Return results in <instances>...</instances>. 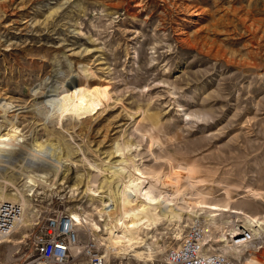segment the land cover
Returning <instances> with one entry per match:
<instances>
[{
  "label": "rangeland",
  "instance_id": "1",
  "mask_svg": "<svg viewBox=\"0 0 264 264\" xmlns=\"http://www.w3.org/2000/svg\"><path fill=\"white\" fill-rule=\"evenodd\" d=\"M183 4L199 13L190 16ZM182 31L195 47L180 42ZM56 89L80 102L82 120L50 119L45 95ZM0 129L24 132L52 152L72 150L64 183L28 196L32 229L16 237L17 247L0 246V264L30 256L49 217L91 212L87 180L98 188L103 176L114 181L100 194L103 204L134 178L138 194L113 211L117 218L133 205L136 220L151 216L139 204L161 190L176 207L202 192L264 216V0H0ZM10 174L24 188L25 176ZM154 216L149 229L143 221L131 234L132 247L105 253L122 264H166L190 226L180 215ZM224 220L220 240L234 246L229 231L240 222ZM254 243L264 264L261 238Z\"/></svg>",
  "mask_w": 264,
  "mask_h": 264
},
{
  "label": "bare ground",
  "instance_id": "2",
  "mask_svg": "<svg viewBox=\"0 0 264 264\" xmlns=\"http://www.w3.org/2000/svg\"><path fill=\"white\" fill-rule=\"evenodd\" d=\"M183 7H185V9H187L188 11L191 10L189 12L190 16L194 14L196 15V11H198L196 8H189V6H186L185 4L182 5V8ZM194 21L195 19L193 18L190 19L188 23L191 25V23H194ZM186 33L187 32L185 31L179 33L180 42L188 46L195 47V45H193L192 43V39L188 36H185ZM50 93L51 94L49 95H45L49 98L48 105L52 106V109L49 110L50 119H58L66 124H74L78 117L80 118V115L82 113L80 102L78 103L71 97H65L63 94L59 93V90L57 89L53 94L51 91ZM10 130L11 129L6 131V133H2L0 129V196L3 200L18 204L22 209V217L19 219V221H17L14 231L9 236L0 241V246L6 245L8 248H15L18 244L16 237L18 235L23 237V234L27 229H32V217L30 215L32 211V205L28 199V196H30L31 192L38 185L50 188L56 187L59 181L62 182H60L59 185H62L64 183L62 180V178H64L65 180L64 166L68 165L70 159L69 157H71L72 154L70 152L72 150L70 149V146V148L66 147L69 153L66 154L64 152L66 154L65 155L63 153V150L57 147V150L55 152H52L49 144H43L41 142L40 144H36L34 140L30 142V136L26 135V133ZM45 130L47 129L45 128ZM61 135H64V133ZM19 159H22L21 167H19V165H16L15 167L11 166V164H16ZM9 167L11 168L10 170L15 174H19V176H25L24 188H16L14 175L10 174V170L7 171ZM95 175L96 173L94 174V176ZM102 176L103 175H101L100 177ZM83 177L85 176L81 175L79 179L82 183L83 181H86ZM129 177L131 178L132 176ZM129 181L131 184H128L130 185L128 189L124 186H118L115 190H110L111 195L108 196V199L106 198L107 203L103 204L104 200H102L100 194H102V191L106 189H111V185L114 182L113 176H103V180L100 181L97 185L98 188H95V186L93 187L89 183L90 181L87 180V187L84 190V194L88 195L90 208H92V211L90 210L91 212L87 213V211L84 209L82 210L81 214L73 213L70 215L75 222L80 242L83 241L85 237L87 239L88 236L90 241H95L102 249L103 247H107L109 253H114L116 249H124L125 251V249L132 247V241L136 236L133 238L131 234L135 233V229L143 221H147L145 225L149 229L153 224L152 220L155 217V214H160L165 219H169L170 217L175 218L180 215V219L183 220V223H187L188 226H191L194 218H201L200 221H197L200 223L203 229V241L207 245L206 250L208 252L225 255L231 261H234V264H260L258 262L257 256V254L260 253L259 249H257L259 244H256L254 242L259 240L260 237L262 243L264 244V240L262 237L263 235L261 236L262 233L264 234V216L262 214H259V216H252L247 212L249 211L248 208H235L232 204L233 201L230 200L210 201L205 196H203L202 192L191 193V199L189 203L184 206L182 205L176 207L178 204L176 206L172 205V197H163V191L161 190L159 192V196L142 198V202L139 204L141 206V210L143 209L145 210V212L150 211L151 216L146 214L143 218L136 220L139 215H137L136 217L132 216V213L136 209V206L133 205L122 211L121 218H117L114 216V214H112L113 211H116L117 208H119L118 206L120 205L124 207L130 205L133 202V196H136L138 194L136 185H133L134 178H131ZM9 185L13 187L14 191L12 190L11 192H8L7 188L9 187L7 186ZM115 196L117 198L111 199ZM97 203H101L102 206L100 205L101 207H99ZM184 213L188 214L187 218L185 217L186 219L184 218ZM226 216H229L230 218H237L238 222H240V224H237V226L235 225V223H231L232 231L229 232L234 239V246H231L227 239L220 240L225 236L223 235L224 232H226L224 228L225 225L229 224V221L225 222L224 220ZM180 224L182 225V222ZM203 224L205 225V228H203ZM143 232L146 235L147 232L145 233V230ZM217 232L221 233L219 237L216 235ZM96 236H99L100 240H96ZM221 243H226V245H224L220 249H217L216 246L220 245ZM251 248L257 249V251L259 252L249 250ZM80 249V245H76L73 247L74 252H78ZM148 249H152V246L148 245ZM148 256H152V251ZM108 257L111 258L110 256ZM141 258L142 256L138 255L135 257V260L139 261L141 260ZM127 262L128 264H132L133 260H129ZM81 264L87 263L84 261Z\"/></svg>",
  "mask_w": 264,
  "mask_h": 264
},
{
  "label": "built area",
  "instance_id": "3",
  "mask_svg": "<svg viewBox=\"0 0 264 264\" xmlns=\"http://www.w3.org/2000/svg\"><path fill=\"white\" fill-rule=\"evenodd\" d=\"M22 217L18 204L0 196V241L9 236ZM203 229L198 221L188 228L180 245L171 248L166 264H233L222 254L206 250ZM80 245L78 252L73 247ZM33 253L21 264H120L109 258L95 241L82 244L72 217L64 212L49 217L31 239Z\"/></svg>",
  "mask_w": 264,
  "mask_h": 264
}]
</instances>
